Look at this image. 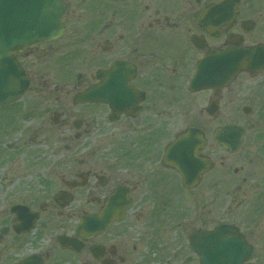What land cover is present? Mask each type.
I'll use <instances>...</instances> for the list:
<instances>
[{"label":"flooded vegetation","instance_id":"1","mask_svg":"<svg viewBox=\"0 0 264 264\" xmlns=\"http://www.w3.org/2000/svg\"><path fill=\"white\" fill-rule=\"evenodd\" d=\"M223 1L64 0L59 40L10 53L28 89L0 111L14 117L20 139L31 132L32 142L50 145L52 160L33 185L16 191L10 208L21 207L22 217L9 209L0 264L193 263L189 236L208 229H194L192 210L204 209L226 168L211 135L225 125L227 89L253 77L242 73L228 87L204 90L193 85L195 69L211 50L264 46L256 39L264 32V0H235L228 18L208 14ZM35 61L58 70L31 76ZM193 129L200 133L195 156L210 169L187 188L174 163L191 144L173 145ZM20 149L26 152L25 140ZM85 217L91 232L78 233Z\"/></svg>","mask_w":264,"mask_h":264},{"label":"water","instance_id":"2","mask_svg":"<svg viewBox=\"0 0 264 264\" xmlns=\"http://www.w3.org/2000/svg\"><path fill=\"white\" fill-rule=\"evenodd\" d=\"M233 2L227 0L215 5L208 10V14L220 12L228 18L233 12ZM65 14L63 0H0V106L16 102L27 88L24 72L10 53H22L41 43L59 39L64 33L61 19ZM263 68L264 51L260 48L222 53L211 51L199 62L193 85L199 83L200 89H218L228 85L243 70L256 74ZM243 112L248 114L249 110L245 108ZM244 134L242 127L226 125L216 129L213 138L226 152L235 153L243 142ZM184 139L192 148L190 145L186 157L177 153L174 166L181 174L184 185L192 187L209 169L210 163L194 156L196 147H199L197 131H188L187 136L178 139L174 148L177 149ZM11 213L21 216L22 209L13 208ZM89 222V217L82 219L77 232L90 233ZM21 226L20 223L18 227ZM63 240L65 245L73 246L71 240ZM189 244L198 256L199 264H248L253 255V247L231 225H218L211 231H196L189 237Z\"/></svg>","mask_w":264,"mask_h":264},{"label":"rangeland","instance_id":"3","mask_svg":"<svg viewBox=\"0 0 264 264\" xmlns=\"http://www.w3.org/2000/svg\"><path fill=\"white\" fill-rule=\"evenodd\" d=\"M258 42L264 44V32L256 33ZM64 58V57H63ZM24 64L30 60H22ZM46 66V68L44 67ZM50 64L35 61V66L27 68L28 74H47ZM249 108L247 115L243 108ZM0 232H9V209L19 199L16 191H22L23 184H32L33 175L51 163L50 145L32 142L31 132L20 139L21 128L12 130L14 124L9 112L0 111ZM10 115V118H6ZM13 118V119H12ZM225 124H236L246 130L244 142L234 155L224 154L226 168L220 176L218 187L210 189L208 203L194 205V229L204 226L211 229L217 224H230L238 227L247 242L254 247L250 264H264V71L255 77L240 76L226 92ZM212 129H210V132ZM26 143V152L22 153L20 144ZM212 139H210V143ZM238 174L234 175L233 171ZM31 175L32 179L22 178ZM237 198V199H236ZM208 212L206 218L202 212ZM207 220L202 225V220ZM173 234V231L171 232ZM183 244L185 256L186 240H177ZM198 264L193 255V263Z\"/></svg>","mask_w":264,"mask_h":264}]
</instances>
